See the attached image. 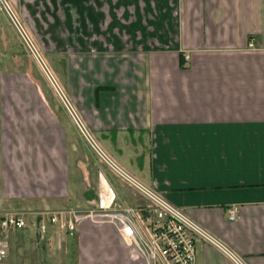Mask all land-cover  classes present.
Here are the masks:
<instances>
[{
	"label": "crops",
	"instance_id": "1",
	"mask_svg": "<svg viewBox=\"0 0 264 264\" xmlns=\"http://www.w3.org/2000/svg\"><path fill=\"white\" fill-rule=\"evenodd\" d=\"M48 3L64 7L49 32L66 53L67 98L90 132L111 148L116 164L185 209L244 264H264V0ZM3 99L13 111L0 104L1 181L8 123L9 140L18 145L14 158L30 159L26 163L34 169L44 164L39 142L54 141L47 132L67 131L46 100L38 110L46 123L25 119L28 136L21 147L15 124L37 113L45 97L26 94L24 110L10 95L0 94ZM97 178L90 200L102 178L120 195L112 176L100 170ZM233 207L236 220L229 219ZM98 231L81 230L76 242L67 236L74 251L60 260L145 264L114 227L105 226L104 235ZM11 243L8 264H35L37 255L23 251L32 241ZM196 246V264H235L200 239Z\"/></svg>",
	"mask_w": 264,
	"mask_h": 264
},
{
	"label": "rangeland",
	"instance_id": "2",
	"mask_svg": "<svg viewBox=\"0 0 264 264\" xmlns=\"http://www.w3.org/2000/svg\"><path fill=\"white\" fill-rule=\"evenodd\" d=\"M6 1L28 37L22 36L14 20L7 10L1 7L2 4L0 3V94L3 96L10 95V98L17 99L21 110L27 109L29 106L25 100L26 94L32 91L38 94L41 92L45 97V100L41 99L40 101L43 103V107L39 104L35 106V108L38 107L37 113H29L28 116L26 115L27 117L23 116V122L17 116L15 117L14 120H19L20 123L15 124L14 137L17 136L19 146H25V140L28 136L24 129L28 126L25 119L34 120L32 117L34 116L37 122L43 121L38 110L46 107V100L57 118H60L67 126V131L47 132L48 136L54 138V141L51 139L46 143L44 137L43 141L39 142V160L41 158L44 164H39L37 169H34L35 166L26 163L30 159L24 158L20 162L14 158L13 153L16 152L18 145L12 146L13 142L9 140V137L12 136V132H10L12 127L10 123L6 125V132H4L6 138L4 137L5 140L3 141L5 162L2 166L5 178L0 180V210L45 208L43 206H46L45 209H58L66 206H75L80 209L88 208L93 201L89 199L91 192L98 189L99 178L97 176L100 170L112 176L114 181L119 184L120 196L124 201L133 205L143 203L141 195L125 181L117 168L112 167L111 163H117V160L113 157L111 148H107L92 134L100 149L112 161L100 155V149L96 148L83 134L50 79V76L53 77L60 89L67 95L65 82L66 53H60L58 40L56 41V38L49 32L53 23V16L56 18L58 15L64 17V7L51 6L49 3L47 5L46 0ZM32 45L35 47L34 51ZM37 53L44 60L45 69L39 62ZM48 73L51 75L49 76ZM67 97L69 98L68 95ZM1 103H4V109L13 111V106L9 102L3 99L0 101ZM43 122L46 123L45 120ZM65 133L66 137H64ZM37 134L41 136V133L37 132ZM44 134L46 136V130ZM119 167L121 168V166ZM66 188L67 193H65ZM94 197L93 194L92 199ZM94 226L100 230L101 234L98 231V233L96 232L97 235H104L102 229L105 226H97L89 222H86L81 230L85 229L91 235L96 228ZM78 235L79 233L76 236H69L54 231L47 236H41L32 231L14 230L11 231L10 237L11 239L33 242L29 243L27 248L24 247L23 251L26 250L27 254L37 255L35 264H65V259L60 260L59 256H65L74 251L67 244V236L76 242ZM11 239L8 249L9 255L12 251ZM43 256H46L44 261H42ZM28 261L31 263L30 259Z\"/></svg>",
	"mask_w": 264,
	"mask_h": 264
},
{
	"label": "built area",
	"instance_id": "3",
	"mask_svg": "<svg viewBox=\"0 0 264 264\" xmlns=\"http://www.w3.org/2000/svg\"><path fill=\"white\" fill-rule=\"evenodd\" d=\"M0 3L1 7L5 8L12 17L22 36L28 37L8 2L0 0ZM249 45L252 46V43ZM32 50H35L33 45ZM37 54L39 62L45 69L46 66L41 56ZM48 75L50 76L51 73ZM50 79L83 134L96 148L100 149L57 81L51 76ZM99 153L107 160H111L103 150L100 149ZM111 164L141 195L143 203L137 205L127 203L113 185L102 178L101 188L91 206L85 209L63 207L0 210V264H8L11 231H32L41 236L57 231L65 235L76 236L86 222L97 226L114 227L126 244L144 259L145 264H196L198 239L224 253L235 264H244L241 258L224 242L192 218L185 209L175 205L154 188L145 185L124 171L116 163ZM237 218L238 208L233 207L229 211V219L236 220Z\"/></svg>",
	"mask_w": 264,
	"mask_h": 264
},
{
	"label": "trees",
	"instance_id": "4",
	"mask_svg": "<svg viewBox=\"0 0 264 264\" xmlns=\"http://www.w3.org/2000/svg\"><path fill=\"white\" fill-rule=\"evenodd\" d=\"M181 61H182V64H184V59H183V57H181Z\"/></svg>",
	"mask_w": 264,
	"mask_h": 264
},
{
	"label": "bare ground",
	"instance_id": "5",
	"mask_svg": "<svg viewBox=\"0 0 264 264\" xmlns=\"http://www.w3.org/2000/svg\"><path fill=\"white\" fill-rule=\"evenodd\" d=\"M43 60V59H42ZM43 62H44V60H43ZM45 63V62H44Z\"/></svg>",
	"mask_w": 264,
	"mask_h": 264
}]
</instances>
